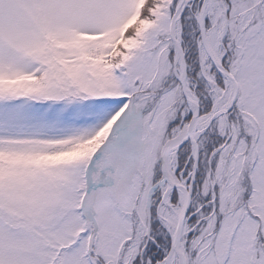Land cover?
Returning <instances> with one entry per match:
<instances>
[{"label":"snow or ice","instance_id":"obj_1","mask_svg":"<svg viewBox=\"0 0 264 264\" xmlns=\"http://www.w3.org/2000/svg\"><path fill=\"white\" fill-rule=\"evenodd\" d=\"M0 264H264V0H0Z\"/></svg>","mask_w":264,"mask_h":264}]
</instances>
